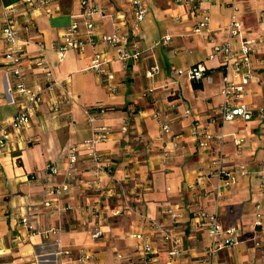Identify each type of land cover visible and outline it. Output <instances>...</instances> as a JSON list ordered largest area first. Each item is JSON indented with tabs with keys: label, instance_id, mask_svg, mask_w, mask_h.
<instances>
[{
	"label": "crops",
	"instance_id": "1",
	"mask_svg": "<svg viewBox=\"0 0 264 264\" xmlns=\"http://www.w3.org/2000/svg\"><path fill=\"white\" fill-rule=\"evenodd\" d=\"M143 1L149 13L135 28L127 0H88L89 7L108 11L92 17L97 41L58 63L53 46L84 12L80 0H52L50 16L28 0H4L15 13L28 84L42 79V69L32 66L42 44L71 97L63 100L60 89L42 94L29 125L13 131L0 150V264H169L171 245L153 223L181 242L182 255L173 264H202L211 238L201 211L239 230L238 243L219 250L214 264H264V118L258 116L264 110V0H236L243 32L234 43L254 45L255 77L243 100L256 115L228 123L218 110L224 101L222 56L210 55L230 38L231 7L202 3L200 10L210 11L209 31L196 34L197 18L187 7L175 0ZM116 30L128 33L140 59L124 65L114 47L100 41ZM166 35L171 40L163 43ZM4 48L0 37V125L17 110ZM97 52L108 59V84L90 69ZM198 64L206 72L196 88L188 70ZM152 67L157 71L147 77ZM99 107L113 110L100 113ZM88 112L96 118L93 126ZM102 126L108 138L96 146L103 156L97 168L82 144ZM72 145H79L81 158L68 178L66 149ZM50 164L58 174L50 173ZM221 168L236 176L234 184L225 185ZM118 209L121 214L114 215ZM97 225L102 235L94 239ZM138 234L152 242V253H144Z\"/></svg>",
	"mask_w": 264,
	"mask_h": 264
},
{
	"label": "built area",
	"instance_id": "2",
	"mask_svg": "<svg viewBox=\"0 0 264 264\" xmlns=\"http://www.w3.org/2000/svg\"><path fill=\"white\" fill-rule=\"evenodd\" d=\"M36 10L50 16L53 13L52 0H28ZM131 6V11L134 17V27L138 28L145 20L149 13L148 6L143 0H127ZM178 4L183 5L189 9L191 15L197 18L193 32L201 34L209 31L210 11L200 10L202 3L222 2L231 7L233 15L230 21V38L227 42L215 45L210 59H215L219 55L222 56V70L224 87L222 95L223 103L219 107V113L223 123L231 122L235 119H243L246 121L252 120L256 115V110L243 100L250 84L255 77L253 56L254 45L250 40H243L237 46L234 40L242 36L243 24L236 16L238 7L236 0H175ZM84 12L80 16H74L69 27L64 33L60 43L53 46V51L56 54L57 62L62 63L67 55L72 52H82L89 44H94L97 41L96 25L92 17L96 14H106L108 11L104 7H89L88 0H80ZM2 11L0 12V37L4 41V62L7 69L6 76L11 79V84L8 85V90L12 94L11 102L17 105V110L13 115L11 121L7 124L0 125V150L7 148L10 141L11 133L26 128L33 115L34 107L41 102L42 94L60 89L62 91L63 100L70 99V92L67 88V83L56 77L54 69L48 60L44 45L40 44V54L33 62V67L42 69V79L35 85L28 84L27 68L23 63V54L20 47L21 36L15 26L14 11L5 5L4 0H0ZM27 29V28H26ZM100 41L108 43L114 47L117 52V58L128 65L131 61H136L142 56L140 49L131 50L129 47L128 33L116 30L112 34H106L99 38ZM171 40L170 35L163 38V43H168ZM108 59L103 53H95L91 59L90 69L102 76V81L105 84L113 78L111 73L107 71ZM205 67L202 64L191 67L188 74L192 81L200 82L205 76ZM157 67H152L147 72V77H153ZM180 73L182 71H179ZM53 107H59L58 102L53 103ZM98 112H107L104 107H99ZM191 111H187L189 114ZM258 116L264 118V110L258 111ZM88 120L93 126L96 118L91 112H88ZM163 132L168 133L170 128L167 125L162 127ZM207 139H212V134L206 133ZM108 138L107 127H94L93 135L90 139L83 142V146L88 149L89 155L92 157L97 168L102 167L103 156L96 150V146ZM223 138V136H221ZM240 144L239 141H237ZM200 146H205L206 141H200ZM66 158L68 160L69 169L66 176L71 178L81 158L79 145H72L66 149ZM219 164V163H218ZM219 166V165H218ZM48 170L51 174L56 175L59 169L56 165H48ZM246 171H242L244 175ZM218 174L226 176L225 185L231 186L236 182V176L224 168L219 169ZM261 186L264 188V171L261 177ZM69 185H63L60 192L67 191ZM50 206L49 202L45 203ZM260 208V206H258ZM121 210H115L114 215L121 214ZM199 217L206 220L208 232L211 238L210 245L207 249L206 256L202 264H214V258L217 252L225 247L235 246L238 243V227H224L216 214H209L206 211H201ZM24 223H28L27 218H23ZM29 229H33L28 225ZM152 229L159 231L163 239L170 243L169 249L170 262H173L182 255L181 242L179 239L173 237L170 232L162 229L157 223L152 224ZM102 230L99 225L94 228L92 237L94 239L100 238ZM137 237L142 240V249L144 253L149 254L153 252L152 242L146 239L143 234H138ZM88 255H85L86 260Z\"/></svg>",
	"mask_w": 264,
	"mask_h": 264
},
{
	"label": "trees",
	"instance_id": "3",
	"mask_svg": "<svg viewBox=\"0 0 264 264\" xmlns=\"http://www.w3.org/2000/svg\"><path fill=\"white\" fill-rule=\"evenodd\" d=\"M205 72H206V71H205ZM194 85H195L196 88H199V87L201 86V81H200V82H196V81H194ZM104 108H105L106 111H111V110H113L112 107H104Z\"/></svg>",
	"mask_w": 264,
	"mask_h": 264
}]
</instances>
